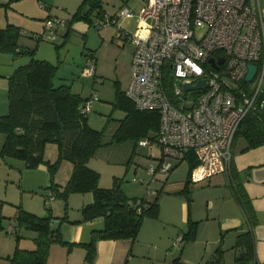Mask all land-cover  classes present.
<instances>
[{
	"label": "trees",
	"instance_id": "16d2710c",
	"mask_svg": "<svg viewBox=\"0 0 264 264\" xmlns=\"http://www.w3.org/2000/svg\"><path fill=\"white\" fill-rule=\"evenodd\" d=\"M114 14L109 16L103 13L102 0H82L70 18L63 21L66 25L64 38L71 34H80L71 27L76 21L81 20L95 26V22L105 16L114 19ZM93 15L96 16V21H93ZM20 35L21 29L16 24L8 23L0 27V51L11 52L15 56L23 53L31 54L30 60L17 66L8 77V110L0 113V134L4 135L0 145V155L20 158L30 168L45 164L50 174L48 187L53 197L61 196L67 202L69 193L90 191L93 200L82 207L81 219L70 220L65 212L55 226L51 212L42 216L19 206L12 220L17 228L24 227L37 232L34 239L35 246L31 249L16 246L8 259L11 263L17 264H45L50 244L67 242L62 238L59 228L61 221L77 223L102 216L103 227L93 229L90 240L85 243L86 258L91 261L96 240L112 237L135 240L143 221L146 218L158 217L161 196L170 194L182 198L187 204L186 228L179 236L182 245L172 257L170 264H190L183 260L182 253L185 244L194 240L198 231V220H193L190 212L193 183L200 182L203 183L202 186H208L210 183L203 181H208L206 179L211 175L194 181L192 171L197 166L198 159L192 152H188L183 158L189 161V170L183 184L174 190H168L164 187L165 180L155 191L152 199H147L146 196L126 195L116 180L113 181L112 186H100V173L88 165V160L92 156H101L108 161L127 160L129 163L141 139H148L152 145L156 143L160 122L158 112L137 108L125 94L124 89H117L116 104L121 105L126 114L118 119L109 117L101 129L91 127L87 120L90 111L86 112L83 109L94 92L89 96H82L80 92L73 91L70 83L56 75L57 65L46 59L34 58L36 46L22 47L19 43ZM35 36L37 39L40 37L38 34ZM87 56L86 61L89 57L92 58L94 73V55L91 52ZM86 65L89 68L88 62ZM239 85L246 87V81L241 80ZM253 91L250 90L248 94L252 95ZM262 100H264V89L257 93L254 107L246 112L237 127L231 145L232 157L229 167L219 172L225 174L227 185L243 210L244 224H246V228L238 232L234 243L235 264H262L255 254L254 220L250 200L241 186L238 172L233 164V145L236 139L241 137L245 140L241 151L264 144V106L261 105L264 101ZM47 142H56L58 147V159L53 162L43 156ZM120 155L123 156L122 159ZM60 159H67L72 163L71 174L64 185L54 181V173ZM175 165L176 162L173 166ZM48 196L46 195V198ZM46 208L49 210L48 205ZM4 218L7 217L2 213L0 204V226ZM222 261L223 250L219 246L208 263L221 264Z\"/></svg>",
	"mask_w": 264,
	"mask_h": 264
},
{
	"label": "built area",
	"instance_id": "2783aa9c",
	"mask_svg": "<svg viewBox=\"0 0 264 264\" xmlns=\"http://www.w3.org/2000/svg\"><path fill=\"white\" fill-rule=\"evenodd\" d=\"M133 14L122 6L114 19ZM137 15L134 31L117 24L116 35L134 45L125 94L137 108L156 110L160 116L154 144L160 151L159 162L147 167L152 181L157 172L169 171L188 152L198 159L193 180L226 170L237 127L254 107L264 82V6L259 0H143ZM114 19L105 16L95 26ZM91 59H87L88 70L93 72ZM249 63L256 64V73L261 68L252 95L248 87L239 85ZM201 79H206L204 88H184ZM94 99L95 93L84 111L91 110ZM140 145L152 144L144 138ZM52 198L50 194L45 204ZM6 231H15L12 222Z\"/></svg>",
	"mask_w": 264,
	"mask_h": 264
},
{
	"label": "rangeland",
	"instance_id": "374dc122",
	"mask_svg": "<svg viewBox=\"0 0 264 264\" xmlns=\"http://www.w3.org/2000/svg\"><path fill=\"white\" fill-rule=\"evenodd\" d=\"M259 1L261 6H264V0ZM47 2H50L48 6L52 13H56L58 17L66 20L70 18L69 16L72 13H70V11L68 12L66 8L72 10V5H68L64 8L65 6L62 7L63 5H56L60 3V1L58 2L56 0V3H53V1ZM107 4L108 6L102 5V7L106 9V15L117 10L122 4H125L128 8L130 7L134 13H137L142 5V1L110 0L108 3H105V5ZM135 16H137V14ZM93 17V21H96V16L93 15ZM120 24L129 32H132L135 27V18H121ZM105 27L102 26L97 29L94 25H91L88 32H85L84 35L71 34L67 38H64L66 27H60L58 31H54L53 34H47V32L44 34L42 33V36L38 39L35 36V31L32 32L25 29L27 32L21 31L19 38V43L22 47L32 48L36 46L33 54L34 58L46 59L57 65L56 75L61 77V80L70 83L73 91L80 92L82 96H89L91 93H95L96 99L93 100V107L88 113L87 120L89 125L96 129H101L109 117L118 119L126 114L125 109L121 105L116 104L117 89L123 90L129 80L130 62L132 51L134 50V46L130 40H126L123 36L120 38L117 37L114 30L108 32V29ZM91 52L94 55L95 61L94 73L89 71L86 65L87 54ZM30 58L31 54L29 53L15 56L11 52L0 51V113H5L8 110L9 74L20 64L28 62ZM260 76L261 68L258 69L252 80L246 82V87L251 91L256 89L260 81ZM262 89H264V82H262L261 90ZM3 138L4 135L0 134V145ZM43 156L51 162L58 159V147L56 142H47L45 144ZM120 157L121 159L123 158L122 155H120ZM159 157L160 151L157 146L139 144L131 155L129 163H127V160L115 162L108 161L101 156H92L88 160V165L100 173L99 180L103 184L102 186H112L113 181L116 180L126 195L137 197L146 196L147 199H152L155 191L160 188L165 180L166 183L164 187L168 190H174L181 186L189 170V161L185 158L176 162V165L171 167L169 171L157 172L155 174V181H152L151 175L147 172V167L153 162L157 164L159 162ZM168 159L169 158H166V160ZM71 168L72 163L69 160L60 159L54 176L67 181L71 174ZM28 169L31 168L26 166L22 159L0 155V200H9L10 198V200H12L11 202H14L9 203L10 201H2L1 204L4 205L2 213L12 215L13 213L7 211L12 208L18 209L19 206H16V204H22L20 205L22 208L29 209L28 206L25 205L26 203H38L36 201L38 197H41V193L45 188L43 186L29 188L26 181L29 179V173L32 172H29ZM220 177L223 176L220 174ZM22 180H24V183L21 187L20 182H22ZM101 183H99V185ZM201 184L203 183H193L194 188L192 191L190 209L191 218L194 212H196L198 216L197 219H192L198 220L199 234L195 241H191L193 245L195 244L197 246L199 251L197 254L199 258L198 264H209L208 262L213 256L215 249L219 246L223 250V261L221 264H235L234 256L236 250L234 248V243L239 231L222 228V222L224 221L219 219L220 214L226 213L227 210H231L232 206H230V203L227 204L226 201L222 202L217 198V193L214 189L207 188ZM17 187H21V189L17 190ZM222 187L226 188V191L231 193V188L229 186L225 187L222 185ZM148 189L150 192H148ZM12 190H15V192ZM20 190L23 192L22 195L25 194V201L21 199ZM54 199L61 205L63 209L62 213H64L66 207H70L63 197L55 196L53 200ZM208 199H212L214 202L212 210L210 209L211 202L208 201ZM40 203L42 205L41 200ZM181 203L182 207L183 204L186 205L187 212L186 201L180 197L163 194L159 201V219L169 222L168 225L171 226V222H173L176 215L179 214ZM42 207L45 210L43 205ZM47 210L46 208V211ZM48 212H51L50 208ZM183 221L185 220L182 219V223ZM244 228H246V224H244ZM183 229L184 227L182 225V231ZM22 233L24 234V232ZM7 237L11 240H16V242L19 240V238L16 239L13 234ZM181 245L182 244L179 243V245L175 247L173 245L172 248L176 249L178 252Z\"/></svg>",
	"mask_w": 264,
	"mask_h": 264
},
{
	"label": "crops",
	"instance_id": "0c3cea01",
	"mask_svg": "<svg viewBox=\"0 0 264 264\" xmlns=\"http://www.w3.org/2000/svg\"><path fill=\"white\" fill-rule=\"evenodd\" d=\"M47 1H53V3H56V0H0V27H4L8 23H13L18 25L21 31H35V33L39 36H42V33L44 34L45 32H47V34H53L54 31H58L60 27L65 28L66 25H64L63 21L66 19L58 17L56 13H52L48 6L50 2ZM57 1H60V3L56 5H63L62 7L65 6L64 8H66V6L68 5H72V10H68V8L66 9L68 12L70 11V13H73L82 0ZM109 1L110 0H102V5L108 6V4L105 5V3H108ZM141 1L143 5V0ZM120 6L126 5L122 4ZM105 10L106 9L103 8V13L106 15L107 13L105 12ZM115 11L116 10H114L111 14L108 13V15L112 16ZM136 14L137 13H134V15L130 17H121L135 18L134 30L136 29L137 24L139 23L138 15L135 16ZM121 18L114 19V23L112 22L110 24L104 25L103 27L106 26L105 28L108 29V32L114 30L116 35L117 24L123 27L122 24H120ZM58 19H61L62 21L58 22ZM48 21H51V25H48ZM90 26L91 25H89L87 22L81 20L76 21L71 25L73 29L80 33L79 35H84L85 32H88ZM102 34L105 35L104 33ZM117 37L120 38L122 36ZM123 38L129 40L126 37ZM261 105L264 106V102H262ZM244 145L245 140L243 138L240 137L236 139L233 145V164L238 172V178L241 183V186L245 190L250 200V205L252 209L251 212L254 220L253 232L255 236V254L257 260L260 263L264 264V144H260L258 146L241 151ZM28 170L29 172H32L29 173V179L26 181L29 188L43 186L45 190L41 193V197H38V200L36 201L38 203L34 202L27 204L25 202V205L29 208L25 209L36 214L38 213L42 216H46L48 214V210L46 211L44 201L46 199V195L48 196V194L51 193V190L48 187L50 183V174L48 168L45 164H39L38 166ZM220 174L223 177H220ZM206 180L208 181L203 182L210 183L206 187L214 189L217 193V198H219L222 202L226 201L227 204L230 203V206H232L231 210H227L226 213L224 212L220 214L219 219L224 221L222 222L221 227L224 229L227 228L236 231H241L245 229L243 224V210L241 209L239 203L236 201L232 191L230 193L229 191H226V188L222 187V185L225 187L229 186L227 185L225 174H213ZM54 181L59 185H64L67 182L65 180H61L59 177L57 178V176H54ZM23 183L24 180L20 182L21 187ZM99 183H101L100 180ZM102 185L103 184L101 183L100 186ZM21 187H17V190L21 189ZM12 191L15 192V190ZM22 193L23 192L20 193L21 199L25 201V194L22 195ZM53 198H55V196ZM53 198L49 201L48 208L51 209V214L53 216V224L55 226L60 222V217L65 212H67L68 219L70 220L81 219V209L85 204L93 200V194L90 191L84 193L73 192L69 194L67 202L70 207L66 208L64 213H62L63 209L61 208V205L58 203L57 200H53ZM40 200L42 201V205L44 206L45 210L43 209ZM52 200L54 201V203ZM2 201H10L9 203H14L11 202L12 200H10V198L9 200H0V204ZM208 201L211 202L210 209L212 210L214 202L212 201V199H208ZM17 205L20 206L22 204H16V206ZM1 207V210L4 209V205L1 204ZM17 210V208H12L11 210L7 211L9 213H13L12 215L8 213H3L7 218L3 219L2 226H0V264H17L11 263V261L8 259V257L14 252L16 246L28 249L34 248L35 246L34 239L37 236V232L27 228L24 229V227L17 228L15 226V223L12 219L17 214ZM192 218H198L196 212L193 213ZM182 219L185 220L183 221V223ZM186 219V205L183 204L182 207L181 203L179 214L176 215L173 222H171V226L168 225L169 222L163 220L161 221L159 219V216L157 218H146L143 221L135 240H131L130 238L125 237L98 239L94 243V256L91 261L86 258L87 247L85 243L90 240L93 229H100L103 227V217L98 216L90 220L80 221L77 223H71L68 220H63L59 224V228L62 234V238L65 239L67 242L51 243L48 249L45 264H170L172 257L175 256V254L177 253L176 249L172 247L173 245L175 247L176 245H179V243H181V241L179 242V236L182 232V225L184 229L186 228ZM10 222H12L15 227V231L13 233L6 231V227L9 225ZM22 232H24V234ZM12 234L15 237L17 235L20 236L17 242L16 240H11L7 237ZM198 234L199 233L197 231V235ZM16 239L18 238L16 237ZM198 252L199 251L197 246L195 244L193 245V243L189 241L184 246L182 258L187 263L198 264Z\"/></svg>",
	"mask_w": 264,
	"mask_h": 264
},
{
	"label": "water",
	"instance_id": "95a60500",
	"mask_svg": "<svg viewBox=\"0 0 264 264\" xmlns=\"http://www.w3.org/2000/svg\"><path fill=\"white\" fill-rule=\"evenodd\" d=\"M209 62L212 63L214 66L217 67L216 63H214L213 57H209ZM223 57H220L218 60V63H222ZM257 66L254 63H249L248 64V71L246 72L244 76L245 81H250L253 79L255 73H256ZM206 86V79H201L199 80L196 84H189L186 83L184 85L185 89H197V88H204Z\"/></svg>",
	"mask_w": 264,
	"mask_h": 264
}]
</instances>
